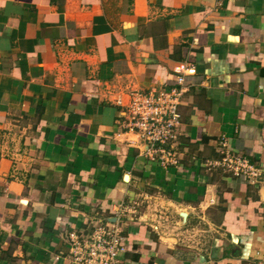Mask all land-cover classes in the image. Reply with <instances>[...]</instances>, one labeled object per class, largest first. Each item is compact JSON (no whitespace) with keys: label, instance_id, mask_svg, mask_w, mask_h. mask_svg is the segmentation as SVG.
Masks as SVG:
<instances>
[{"label":"crops","instance_id":"obj_1","mask_svg":"<svg viewBox=\"0 0 264 264\" xmlns=\"http://www.w3.org/2000/svg\"><path fill=\"white\" fill-rule=\"evenodd\" d=\"M180 87L184 158L166 169L108 99ZM0 135V264H74L72 240L116 221L123 264H253L264 255V0H0ZM222 139L258 183L200 166Z\"/></svg>","mask_w":264,"mask_h":264},{"label":"built area","instance_id":"obj_2","mask_svg":"<svg viewBox=\"0 0 264 264\" xmlns=\"http://www.w3.org/2000/svg\"><path fill=\"white\" fill-rule=\"evenodd\" d=\"M196 72L194 66L185 69L183 75L178 76V82H185V75ZM184 88L151 89L141 91L130 89L112 95L108 100L125 110L126 116L122 121L125 131L133 133L147 146L150 161L163 168L177 167L183 162V153L178 146V128L181 125L179 106ZM8 135H0V158L9 154ZM220 157L204 159L200 162L209 173L220 169L234 177L245 176L250 183L259 181L261 171L249 159L237 151H232L228 142L220 141ZM137 204L118 208L120 215L136 212ZM127 252L126 237L123 225L116 222H104L98 225L91 235L84 239H73L71 260L74 264H123ZM253 264H264V255Z\"/></svg>","mask_w":264,"mask_h":264},{"label":"rangeland","instance_id":"obj_3","mask_svg":"<svg viewBox=\"0 0 264 264\" xmlns=\"http://www.w3.org/2000/svg\"><path fill=\"white\" fill-rule=\"evenodd\" d=\"M156 211H159V210H156ZM160 213L164 214V212H160ZM171 221H173V220L167 221V223H168V225H170L171 229H174V231L178 230L177 232H179L181 227L183 228V227H188L189 226L190 230L186 229L187 230L186 235H191V234L194 235V236L196 235L195 229H193L192 224H190V225L185 224V223L179 224V223H177V221H173V223Z\"/></svg>","mask_w":264,"mask_h":264}]
</instances>
